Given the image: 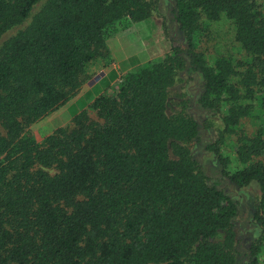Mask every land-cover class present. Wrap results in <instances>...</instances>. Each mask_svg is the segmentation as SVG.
<instances>
[{"label":"trees","instance_id":"1","mask_svg":"<svg viewBox=\"0 0 264 264\" xmlns=\"http://www.w3.org/2000/svg\"><path fill=\"white\" fill-rule=\"evenodd\" d=\"M40 1L0 0V264H264V0ZM162 4L184 47L38 140Z\"/></svg>","mask_w":264,"mask_h":264},{"label":"rangeland","instance_id":"2","mask_svg":"<svg viewBox=\"0 0 264 264\" xmlns=\"http://www.w3.org/2000/svg\"><path fill=\"white\" fill-rule=\"evenodd\" d=\"M43 1L44 0H41L33 7L31 16L37 11ZM161 11V15L156 16L153 19V25L150 24L148 26L145 23L134 24V26H132L126 32L118 33L109 39L108 43L115 59L109 66H113L114 64V66L118 68L112 70L111 72H107L105 75L98 72V70V73L94 72L93 75L90 74V78L88 79L89 82H87L93 83V80L95 82L88 88L87 93L83 94L82 98L76 103H69L65 108L68 111L70 117L77 114L82 108H85L95 96H98L100 93L104 92L110 82L115 80L118 75L119 77L122 76L124 74H122V72L125 68L133 67L136 64L146 62L147 60H153L162 57L170 52V48L172 46H178L181 48L184 47L183 43L178 37L176 29H174L173 24L168 19V16L170 17V15L168 9L165 7V4H162ZM220 41L215 40V38L210 39L207 44L208 51L213 52L212 47H214L216 43L221 44ZM228 48H230V46H228ZM106 68L108 67H102L100 70H104ZM102 75L104 76L101 77ZM92 77H94L93 80ZM67 120H69L68 117L63 118L61 115H55L35 124L32 130L36 138L41 140L44 136L52 133L53 130L59 128L60 126L62 127L67 125L69 123ZM251 190L253 192L256 191L255 188H252ZM246 224L248 223L245 218L242 220V225ZM250 237L251 234H248V232H244L239 236L240 242L238 244V250L242 255H246L247 253L246 249L249 247Z\"/></svg>","mask_w":264,"mask_h":264},{"label":"crops","instance_id":"3","mask_svg":"<svg viewBox=\"0 0 264 264\" xmlns=\"http://www.w3.org/2000/svg\"><path fill=\"white\" fill-rule=\"evenodd\" d=\"M108 46H109V48H110V45H109V43H108ZM110 51H111V54H112V56H113V52H112V50H111V48H110ZM113 59H114V56H113ZM115 60V59H114ZM115 64H116V61H115ZM102 68V66L101 65H98V64H95V66H93L91 69H90V73H89V75L90 74H92L93 75V73L94 72H97V70H98V72H100V73H103L104 75L107 73V72H111L112 70H114V69H117L116 68V66H114V64H113V66H108V68H106V69H102V70H100ZM132 67H129V68H125L124 69V71L122 72V74L123 73H125V72H127L128 70H130ZM100 70V71H99ZM97 72V73H98ZM104 75H102L101 77H103ZM96 76V75H95ZM94 76V77H95ZM94 77H92V80L94 79ZM100 77V78H101ZM99 78V79H100ZM118 78H119V75H118V77L115 79V80H113V81H111L110 82V85H112V84H114L117 80H118ZM98 79V80H99ZM88 81V80H87ZM85 82L84 84H83V86H82V88H81V90H80V92H79V94L73 99V100H71L69 103L71 104V103H76L79 99H81L82 98V95L83 94H85V93H87V90H88V88L95 82L94 80H93V83L91 82V83H88V82ZM97 81V80H96ZM101 94V93H100ZM99 94V95H100ZM97 96H95L94 98H93V100L96 98ZM93 100H91L88 104H87V106L93 101ZM69 103H67L64 107H62L60 110H58L57 112H55V113H53L52 115H50L49 117H47L46 119H48V118H50V117H52V116H55V115H61L63 118H67L68 117V119L69 120H67L68 122H70V120H71V118L72 117H70V115L68 114V111L65 109L66 108V106L69 104ZM86 106V107H87ZM85 107V108H86ZM85 108H82L81 110H83V109H85ZM80 110V111H81ZM79 111V112H80ZM46 119H44V120H46ZM43 120V121H44ZM42 122V121H41ZM67 123V122H66ZM61 127V126H60Z\"/></svg>","mask_w":264,"mask_h":264}]
</instances>
